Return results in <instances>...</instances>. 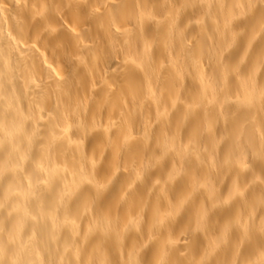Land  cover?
I'll return each instance as SVG.
<instances>
[{
    "label": "bare ground",
    "instance_id": "6f19581e",
    "mask_svg": "<svg viewBox=\"0 0 264 264\" xmlns=\"http://www.w3.org/2000/svg\"><path fill=\"white\" fill-rule=\"evenodd\" d=\"M0 264H264V0H0Z\"/></svg>",
    "mask_w": 264,
    "mask_h": 264
}]
</instances>
